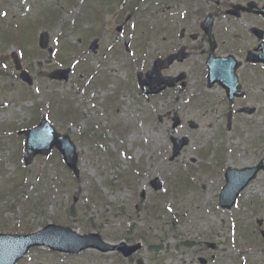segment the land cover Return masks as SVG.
Returning <instances> with one entry per match:
<instances>
[{
	"label": "rangeland",
	"instance_id": "374dc122",
	"mask_svg": "<svg viewBox=\"0 0 264 264\" xmlns=\"http://www.w3.org/2000/svg\"><path fill=\"white\" fill-rule=\"evenodd\" d=\"M134 2L132 15L127 8ZM237 2L246 0H0V232L29 233L54 223L80 234L95 231L112 243L141 244L128 258L33 248L17 264H134L138 258L144 264H201L200 258L264 264V171L229 210L217 204L225 167L247 168L264 156V69L240 68L254 97L248 99L252 112L235 114L227 128L223 91L206 88L199 59L207 55L202 14H214L213 27L221 31L217 56L238 55V49L229 52L235 41L248 47L246 32L255 23L264 30L254 20L223 15L222 8ZM119 25L123 31L115 30ZM39 32L47 33L45 49L37 46ZM18 35L27 58L18 55ZM182 45L188 56L174 70L187 74L184 89L142 95L134 70ZM11 53L30 84L18 77ZM57 70H67L65 80L49 78ZM67 103L76 111L72 122L61 116ZM38 114L74 143L76 178L55 153L21 162V134ZM175 115L182 125L172 129ZM188 120L197 127L188 128ZM172 136L187 139L173 158Z\"/></svg>",
	"mask_w": 264,
	"mask_h": 264
},
{
	"label": "water",
	"instance_id": "95a60500",
	"mask_svg": "<svg viewBox=\"0 0 264 264\" xmlns=\"http://www.w3.org/2000/svg\"><path fill=\"white\" fill-rule=\"evenodd\" d=\"M46 43V34H40L38 41L39 46L44 48ZM90 48H95V41L92 42ZM175 56L178 57V60H181V51L177 55L169 56L162 60L161 68L167 67ZM12 57L15 68L19 69L15 56L12 55ZM221 62L226 61L219 59L213 60L211 57L207 61V63H209L208 85H211L213 81H218L227 91H230L232 88L228 87V85L229 80H232V68L225 67ZM158 63L159 61L157 60L153 67L145 73L143 79H141L140 74H137L139 86L141 88L144 86L148 87V90L144 92L146 94L157 93L163 90L165 86H172L173 82L179 79L162 77L157 70ZM65 73L64 71L63 76L51 73L50 77L54 79L65 78ZM229 75L230 77H228ZM20 77L29 82L24 72L20 74ZM160 85L163 86L159 87ZM173 121L172 126L174 127L177 124V120L174 119ZM190 125L193 126L191 123ZM24 135L25 148L23 159L25 164H29L35 154L47 155L52 147H56L61 153L65 165L72 169L75 174L77 173V155L73 144L70 142L67 135H57L45 118H43L36 127L24 131ZM171 141L173 143V155L177 154L179 149L186 143L185 138L181 140L173 139ZM259 169H264V158L252 168L240 171L227 169L224 174L226 184L222 188L219 196L220 207L230 208L235 202L239 191L245 187L249 180L254 178L255 173ZM154 188L156 189L157 186H154ZM33 246L46 247L51 251L67 254H76L87 249H94L101 253L117 251L120 252L123 257L133 254L140 248L139 243L130 246L123 242L112 244L102 240L97 233L79 235L69 228L47 224L40 230L25 235L0 233V264H15L17 260ZM137 264H143L142 260L138 259Z\"/></svg>",
	"mask_w": 264,
	"mask_h": 264
},
{
	"label": "flooded vegetation",
	"instance_id": "af4514ba",
	"mask_svg": "<svg viewBox=\"0 0 264 264\" xmlns=\"http://www.w3.org/2000/svg\"><path fill=\"white\" fill-rule=\"evenodd\" d=\"M241 7H243V6H241ZM223 9V11L225 12V14H226V11H230L231 10V12L232 13H230V15H232V14H235V16L234 17H236L237 19H240L241 17H244L245 19H247L248 18V20H252L253 18L256 20V22H259V23H261L262 21L264 22V17H258L257 16V14H256V11H255V9L256 8H222ZM229 14V13H228ZM230 15H227V16H230ZM236 20V19H235ZM263 27H261L260 29L263 31V29H262ZM250 34L253 36V32H252V29H251V31H250ZM203 37V36H202ZM254 37V36H253ZM193 38H195V37H193ZM257 44V42L256 43H253L252 45H251V49H253L254 48V46ZM179 63H173L172 65H170L169 66V68L167 69V70H165V71H163L162 73L164 74V75H169V76H176L178 73H179V71H175L174 69H172L175 65H178ZM177 86V88L176 89H179L180 87L181 88H184V86H181L180 84L179 85H176ZM247 94V93H246ZM246 94L245 95H243L242 97H240V98H235L234 99V102L235 103H237L238 101H240L241 102V100L243 99V98H245L246 97Z\"/></svg>",
	"mask_w": 264,
	"mask_h": 264
},
{
	"label": "trees",
	"instance_id": "16d2710c",
	"mask_svg": "<svg viewBox=\"0 0 264 264\" xmlns=\"http://www.w3.org/2000/svg\"><path fill=\"white\" fill-rule=\"evenodd\" d=\"M63 114H66V116H70V108L69 107H64L63 108V112H62ZM68 119V118H67ZM97 192V191H96ZM94 193L95 194V196L97 195V193Z\"/></svg>",
	"mask_w": 264,
	"mask_h": 264
}]
</instances>
